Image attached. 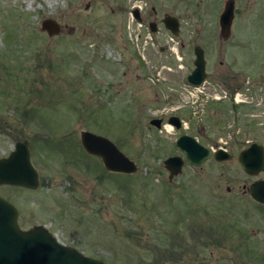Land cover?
Instances as JSON below:
<instances>
[{
	"label": "rangeland",
	"instance_id": "374dc122",
	"mask_svg": "<svg viewBox=\"0 0 264 264\" xmlns=\"http://www.w3.org/2000/svg\"><path fill=\"white\" fill-rule=\"evenodd\" d=\"M223 1L0 0V156L26 139L38 176L32 189L0 184L21 228L43 224L60 243L105 264H264V205L246 190L264 172L247 174L236 160L249 141L264 147V103L245 102L242 117H231L227 101L223 115L212 112L220 102L176 88L179 60L156 48L171 35L199 44L211 73L228 67L258 78L264 0H233L229 34L221 38ZM135 7L144 19H135ZM164 13L177 17V35L160 22L148 31L147 20ZM45 17L59 24L58 33L39 28ZM136 57L147 59L142 71ZM167 113L184 127L164 117L158 127L148 122ZM80 129L113 141L136 170H104L82 149ZM180 132L232 156L185 162L168 179L162 160L179 154Z\"/></svg>",
	"mask_w": 264,
	"mask_h": 264
},
{
	"label": "water",
	"instance_id": "95a60500",
	"mask_svg": "<svg viewBox=\"0 0 264 264\" xmlns=\"http://www.w3.org/2000/svg\"><path fill=\"white\" fill-rule=\"evenodd\" d=\"M233 8V0L223 1L217 16L218 34L221 38L229 34ZM132 12L137 18V9L133 8ZM161 21L171 34L177 33L178 20L174 15L165 14ZM39 28L49 36L60 31L59 24L51 17L41 19ZM149 28L154 30L152 26ZM193 55V67L187 74V81L196 84L202 79L204 72L203 52L199 44L193 46ZM148 122L158 127L160 118L151 117ZM167 122L175 128L180 127L176 115L169 116ZM78 139L82 149L98 157L105 170L120 173H131L136 170V164L107 137L87 129H80ZM174 145L179 154L168 155L162 160L168 179L178 173L185 162L200 165L209 156L217 161L230 159L232 156L225 149L221 147L213 149L185 132L175 136ZM236 160L247 174L264 172V147L257 141H249L237 151ZM0 184L18 185L30 189L38 185L37 171L30 161L26 139L15 140L7 154L0 156ZM246 190L254 201L264 205V177L250 181ZM0 264L105 263L97 257L81 253L69 244L60 243L43 224L21 228L17 223L15 206L0 196Z\"/></svg>",
	"mask_w": 264,
	"mask_h": 264
},
{
	"label": "flooded vegetation",
	"instance_id": "af4514ba",
	"mask_svg": "<svg viewBox=\"0 0 264 264\" xmlns=\"http://www.w3.org/2000/svg\"><path fill=\"white\" fill-rule=\"evenodd\" d=\"M151 10H152V13H154L155 15V10L153 7H151ZM165 14H170V13L162 14V16L158 17L159 19L158 21L155 18L147 20L146 24H147V28L149 32L157 31L158 22L162 24L161 19ZM233 14H234V8H233ZM135 19L137 20L144 19V17H141V13H139V9H137V18ZM150 26H152L154 30H151L149 28ZM162 27H164L163 24H162ZM178 31H179V22H178L177 33L173 35H177ZM166 32L169 33V30L166 29ZM173 37L169 35L168 38L165 39L164 44L163 45L157 44L156 48L159 53L166 52V54H171V53L175 54L176 59L179 60V62L177 63L178 64L177 68L173 70L174 78L176 80L175 81L176 88L178 89L179 88L180 89L189 88L193 90L195 92V95L193 94L195 96L194 100L205 98L204 101L206 102V100H208L207 98H210V100H215L216 102H220L219 104L221 105L215 106L216 108H214V111L212 112L221 111L222 115H223V101L225 103L229 102L230 103L229 106L226 105L227 106L226 111L230 112L231 115L233 113V116H231L233 118L237 116H240V117L243 116L245 112L243 109V105H246L244 104L245 102H248L251 100V102H254V103H259V102L264 103V91L261 92L257 88V86L259 87L264 86L263 85L264 84V69L258 74L259 75L258 78L253 79L251 81L248 80L247 78L245 79L241 78L240 75L242 74L239 71L237 70L235 71L234 69H230L228 67H225V68L222 67L220 70L218 71L214 70V72L211 73L207 68L206 60H205L204 53H203L204 72H203L202 79L196 84L188 82L187 74L193 67V59H194L193 46L197 43H194L191 46H189L187 42H184L182 40H178V41L174 40ZM151 45L153 46V44ZM142 48H146V47L143 46ZM189 48L191 50V53L187 52ZM177 49L181 50V54H177ZM202 52H203V49H202ZM143 58H145V56H143ZM135 61H136L135 66L140 69L139 71L143 70L142 68L143 65L145 66L148 65L147 59L144 61V63L146 64H142V61L139 57H136ZM219 65H223L221 60L219 61ZM140 75L141 74L139 73H135V78H138ZM110 84L111 83H108V86ZM100 86H103V85H99V87ZM99 89H101V87ZM106 89L108 90L109 88L106 87ZM101 90H103V88ZM177 108L178 107H174V109H177ZM246 114L248 116H253L251 113H248V112ZM171 115H176L180 122L179 128H175L174 126L173 127L175 129L183 128L184 126L182 124L181 118L175 113H167L165 116L155 115L153 117L160 118V125H161L163 123L161 120L162 117H164V120L167 122L168 117Z\"/></svg>",
	"mask_w": 264,
	"mask_h": 264
},
{
	"label": "trees",
	"instance_id": "16d2710c",
	"mask_svg": "<svg viewBox=\"0 0 264 264\" xmlns=\"http://www.w3.org/2000/svg\"><path fill=\"white\" fill-rule=\"evenodd\" d=\"M72 158H73V157H72ZM75 158H76V157H75ZM104 170H105V169H104ZM102 173H103V172H102ZM110 174H114V173L111 172Z\"/></svg>",
	"mask_w": 264,
	"mask_h": 264
},
{
	"label": "bare ground",
	"instance_id": "6f19581e",
	"mask_svg": "<svg viewBox=\"0 0 264 264\" xmlns=\"http://www.w3.org/2000/svg\"><path fill=\"white\" fill-rule=\"evenodd\" d=\"M170 127V126H169Z\"/></svg>",
	"mask_w": 264,
	"mask_h": 264
}]
</instances>
